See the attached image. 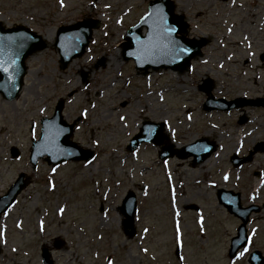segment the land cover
<instances>
[{
    "label": "rangeland",
    "instance_id": "1",
    "mask_svg": "<svg viewBox=\"0 0 264 264\" xmlns=\"http://www.w3.org/2000/svg\"><path fill=\"white\" fill-rule=\"evenodd\" d=\"M153 1L0 0V22L26 26L49 44L28 60L20 97L7 101L0 94V197L20 173L33 180L0 223V264H42V247L57 238L66 246L53 255L55 264H248L254 251L264 255V153L242 168L231 164L264 144V108L204 109L209 98L264 99V0H171L174 21L187 24L182 37L205 40L202 56L177 71L138 70L125 57L127 33ZM92 20L87 51L63 66L58 30ZM62 100L65 122L75 124L72 141L95 159L58 167L40 160L34 170L33 139ZM148 121L165 123L168 140L128 151ZM202 138L219 145L202 167L159 159L163 148L182 150ZM221 189L240 193L244 207L260 208L247 227L252 243L234 261L231 240L242 223L219 204ZM129 191L138 198L132 240L119 213ZM194 205L199 212L189 209Z\"/></svg>",
    "mask_w": 264,
    "mask_h": 264
},
{
    "label": "water",
    "instance_id": "2",
    "mask_svg": "<svg viewBox=\"0 0 264 264\" xmlns=\"http://www.w3.org/2000/svg\"><path fill=\"white\" fill-rule=\"evenodd\" d=\"M150 13H154V15L149 16ZM149 14L128 34L129 42L125 57L128 60H134L138 69L148 70L152 67L154 69L166 68L176 71L184 69L190 64L191 59L201 54L205 41L188 42L185 38L179 36L185 33L186 25L181 18L174 21L175 16L171 0L152 2ZM143 27L148 28L147 36H143L141 33ZM169 28L175 31L169 33L167 31ZM92 36L93 25L88 21L62 27L58 32L56 43L62 65L66 67L73 60L81 57L85 53ZM47 47L48 44L45 39L30 29L21 26L6 29L0 23V64H4L7 68V71L0 69V93L5 99L13 101L20 96L28 72L26 60L30 56L46 50ZM183 48H187L189 51H180ZM207 82L211 81L208 80ZM210 89H213L211 83ZM203 91H208V88H204ZM248 106L264 107V100L227 101L225 99L209 98L205 104V110L207 112H230ZM63 109L64 101L62 100L57 105L54 117L42 121V137L40 141L33 142L31 150V162L34 169L37 168L39 159H45L50 165L58 166L66 161H90L94 158L92 152L81 150L77 144L71 141L74 126L68 125L64 121ZM164 130L165 124L163 123L146 122L141 132L131 141L128 150L133 152L143 143L162 145L166 140ZM217 149L218 145L215 142L201 139L182 150L175 151L173 148H163L159 153V157L161 160H168L175 156L182 160L193 157L192 166L196 167L210 159ZM258 151L264 152V144H259L248 158L239 159L234 156L232 163L234 166L239 167L251 161ZM18 155L17 150H14L13 157ZM31 182L30 177L21 174L7 194L0 198V220L2 214L7 212L17 201ZM218 198L220 204L243 221V225L238 230V237L232 241L230 256L234 257L237 251L246 244V225L251 213L258 211V208L243 209L240 203V194H234L233 192L221 190ZM121 211L126 217L124 221L125 231L132 238L136 234L135 214L137 211V198L133 192H130L125 198ZM43 259L44 264H53L48 250H44ZM250 262L251 264H264V258L260 252H255Z\"/></svg>",
    "mask_w": 264,
    "mask_h": 264
},
{
    "label": "snow or ice",
    "instance_id": "3",
    "mask_svg": "<svg viewBox=\"0 0 264 264\" xmlns=\"http://www.w3.org/2000/svg\"><path fill=\"white\" fill-rule=\"evenodd\" d=\"M151 15H154V13H150V14H149V16H151ZM167 31L170 33V32L175 31V30L169 28V29H167ZM180 51H182V52H188L189 49H187V48H183V49H180ZM0 69H3L4 71H7V68L5 67L4 64H0ZM150 131H151V130H150ZM89 163H91V161H89ZM53 171H55V169H53ZM225 179H227V177H225ZM53 187H55V185H53ZM61 211H63V210H61ZM178 231H179V226H178ZM181 243H182V240H181ZM240 255L243 256V255H244V252H241Z\"/></svg>",
    "mask_w": 264,
    "mask_h": 264
},
{
    "label": "bare ground",
    "instance_id": "4",
    "mask_svg": "<svg viewBox=\"0 0 264 264\" xmlns=\"http://www.w3.org/2000/svg\"><path fill=\"white\" fill-rule=\"evenodd\" d=\"M102 0H100V2H101ZM142 32V35L146 32V29H143V30H141ZM50 42L52 41L50 38H47ZM52 43V42H51ZM128 48V46L125 48V50L124 51H126V49ZM204 165H206V164H204ZM204 165H202V166H204ZM201 166V167H202Z\"/></svg>",
    "mask_w": 264,
    "mask_h": 264
}]
</instances>
